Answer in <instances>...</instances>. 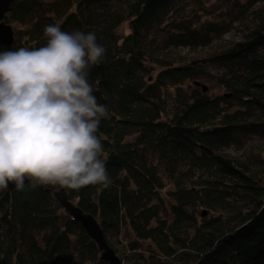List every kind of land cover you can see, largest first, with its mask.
<instances>
[{"label":"trees","instance_id":"trees-1","mask_svg":"<svg viewBox=\"0 0 264 264\" xmlns=\"http://www.w3.org/2000/svg\"><path fill=\"white\" fill-rule=\"evenodd\" d=\"M182 2L14 0L5 20L13 51L46 44L49 24L95 32L106 49L88 80L110 111L97 135L112 183L66 192L122 264H264V150L226 151L264 140V0H230L219 19L204 0L180 14ZM207 64L224 91L185 90ZM52 189L0 190V264H110Z\"/></svg>","mask_w":264,"mask_h":264},{"label":"clouds","instance_id":"clouds-1","mask_svg":"<svg viewBox=\"0 0 264 264\" xmlns=\"http://www.w3.org/2000/svg\"><path fill=\"white\" fill-rule=\"evenodd\" d=\"M43 36L41 47L0 52V190L108 188L97 133L110 111L88 80L106 49L95 32L58 24Z\"/></svg>","mask_w":264,"mask_h":264},{"label":"rangeland","instance_id":"rangeland-1","mask_svg":"<svg viewBox=\"0 0 264 264\" xmlns=\"http://www.w3.org/2000/svg\"><path fill=\"white\" fill-rule=\"evenodd\" d=\"M230 0H204L205 4V14L208 17L219 19L220 14L224 12L228 6L230 5ZM193 3L189 2V0H184V2L180 3L178 5V13L182 14L183 12H188L190 9H192ZM9 23L12 25L13 29L17 27L16 23H13L9 21ZM123 27H126L125 24ZM123 29V28H122ZM238 29L232 30L228 33H226L225 38L226 39H231L235 38L237 34ZM210 48H198L196 50H191L190 48H180L178 52L182 56H193V55H200L203 54L204 52L208 51ZM207 68L205 71L207 72V76L204 78H193L184 84V89L187 90L188 92L192 91V88L194 87H201V85H205L207 87V92L208 94H221L224 89L218 85L216 78H213L212 76L216 74H220L221 70L214 66L207 64ZM194 80L199 81L200 85H195ZM168 98H172L170 95H168ZM259 137V136H258ZM257 136H249L244 138L238 146H231L230 149L226 150L228 151L227 153L232 154V155H237L241 157H245L246 155L250 154L251 151H256V150H264V140L261 138H258ZM255 153V152H254ZM205 209V207L201 208ZM209 214V212L207 213ZM133 237L132 232L125 226L123 227V230L121 232L120 238L123 240L130 241ZM147 242H143V246L145 247Z\"/></svg>","mask_w":264,"mask_h":264},{"label":"water","instance_id":"water-1","mask_svg":"<svg viewBox=\"0 0 264 264\" xmlns=\"http://www.w3.org/2000/svg\"><path fill=\"white\" fill-rule=\"evenodd\" d=\"M13 6L14 0H0V52L13 51L14 30L12 25L5 20V16ZM195 84L200 85L198 81H195ZM201 87L203 91L207 90L205 85H201ZM8 189L15 191L11 183ZM52 190L65 213L77 221L84 229L86 235L97 245L100 250V258L108 261L110 264H122L119 257L107 243L97 219L91 213L84 211L80 206L71 201L65 189L57 190L53 187Z\"/></svg>","mask_w":264,"mask_h":264},{"label":"bare ground","instance_id":"bare-ground-1","mask_svg":"<svg viewBox=\"0 0 264 264\" xmlns=\"http://www.w3.org/2000/svg\"><path fill=\"white\" fill-rule=\"evenodd\" d=\"M7 22V21H6ZM9 23V22H8ZM110 246V245H109ZM111 247V246H110ZM112 248V247H111Z\"/></svg>","mask_w":264,"mask_h":264}]
</instances>
